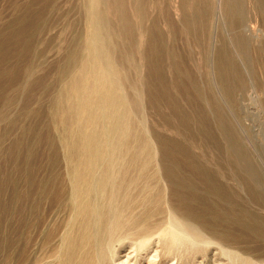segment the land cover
I'll use <instances>...</instances> for the list:
<instances>
[{"label": "rangeland", "instance_id": "374dc122", "mask_svg": "<svg viewBox=\"0 0 264 264\" xmlns=\"http://www.w3.org/2000/svg\"><path fill=\"white\" fill-rule=\"evenodd\" d=\"M107 261L264 264V0H0V264Z\"/></svg>", "mask_w": 264, "mask_h": 264}, {"label": "bare ground", "instance_id": "6f19581e", "mask_svg": "<svg viewBox=\"0 0 264 264\" xmlns=\"http://www.w3.org/2000/svg\"><path fill=\"white\" fill-rule=\"evenodd\" d=\"M92 38H93V37H92ZM93 46H94V45H93ZM94 49H95V48H94ZM103 51H104V50H103ZM98 52H99V51H98ZM89 55H91V54H89ZM102 58H104V57H102ZM88 64H89V63H88ZM94 66H95V65H94ZM98 66H99V65H98ZM81 67H82V66H81ZM89 67H90V66H89ZM90 70H91V69H90ZM93 70H94V69H93ZM93 70H92V71H93ZM108 72H109V71H108ZM102 74H103V73H102ZM99 75H100V74H99ZM104 76H105V75H104ZM104 76H103V77H104ZM96 77H97V76H96ZM101 77H102V76H101ZM94 78H95V76H94ZM98 78H100V77H98ZM105 78H107V77H105ZM97 80H98V79H96V81H97ZM99 80H100V79H99ZM93 81H94V80H93ZM107 81H108V80H107ZM95 83H96V82H95ZM108 83H109V82H108ZM103 85H104V84H101V87H102ZM91 86H92V85H91ZM94 86H97V84H96V85H95V84L93 85V89H94V91L96 92L97 88L95 89ZM98 86H100V84H99ZM107 86H108V85H107ZM116 86H117V85H116ZM116 86H115V87H116ZM104 88H105V87H104ZM89 89H90V91L93 90L92 87L89 88ZM98 90H99V87H98ZM103 90H106V89H103ZM103 90H102V88H101L99 92L101 93V91H103ZM107 90H108V89H107ZM114 90H115V89H114ZM81 91H82V90H81ZM102 93H103V92H102ZM109 93H110V92H109ZM118 94H119V93H118ZM99 95H100V94H99ZM106 96H107V95H106ZM119 96H120V95H119ZM109 97H110V96H109ZM109 97H108V99H110ZM85 98H87V97H84V99H85ZM95 99H97V98H95ZM100 99H101V97H100ZM100 99H98V100H100ZM116 99H118V98H116ZM120 99L122 100V98H120ZM91 100H92V99H91ZM101 100H102V102H103V100H104V102L106 101L105 99H101ZM109 101H110V103H111V100H109ZM117 101H118V100H117ZM81 102H82V101H81ZM91 102H92V101H91ZM102 102H101V103H102ZM112 102H113V101H112ZM86 103H87V102H86ZM110 103H109V104H110ZM106 105H107V103H106ZM122 105H123V104H122ZM109 106H110V105H109ZM118 107H120V106H118ZM98 108H99V106H98ZM98 108H97V109H98ZM105 108L108 109V107H105ZM97 109H96V111H97ZM113 110H114V108H113ZM108 111H109V110H108ZM98 112H99V111H97L96 113H98ZM106 112H107V111H106ZM106 112H105V113H106ZM101 113H102V112H101ZM110 113H111V112H110ZM99 114H100V112H99ZM100 115H101V114H100ZM107 115H108L107 117L110 118V115H109L108 113H107ZM112 115L114 116V114H112ZM96 117H97V116H96ZM96 117H95V118H96ZM120 119H121V117H120ZM120 119H119V120H120ZM114 120H115V119H114ZM95 121H96V120H95ZM110 125H111V124H110ZM107 127H108V126H107ZM115 127H116V126H115ZM105 129H106V127H105ZM118 129H119V128H118ZM118 129H116V130H118ZM101 131H102V130H101ZM103 132H104V131H103ZM115 132H116V131H115ZM91 133H92V132H91ZM98 134H99V133H98ZM99 135H100V134H99ZM112 135H113V134H112ZM110 136H111V135H110ZM125 138H126V137H125ZM92 139H93V138H92ZM94 140H95V139H93V141H94ZM102 141H103V139H102ZM96 142H97V141H96ZM93 144H94V146H95V143H94V142H93ZM93 144H92V145H93ZM100 144H101V143H100ZM100 144H99V145H100ZM108 145H109V144H108ZM95 147H96V146H95ZM104 147H105V146H104ZM102 148H103V146H102ZM145 148H146V147H145ZM94 149H95V148H94ZM103 149H104V148H103ZM105 149H106V148H105ZM92 150H93V149H92ZM95 151H96V149H95ZM95 151H94V152H95ZM97 151H98V150H97ZM97 151H96V152H97ZM96 154H97V153H95V156H96ZM94 165H96V164L93 163L92 167H93ZM88 166H89V165H88ZM92 167H91V168H92ZM91 168H90V166H89V169H91ZM94 168H95V167H94ZM93 174H94V173H93ZM107 177H109V176H106V178H105L106 180H105V181H107ZM95 178H96V177H95ZM91 180H92V179H91ZM95 180H96V179H95ZM100 181H101V179H100L98 182H100ZM95 183H96V181H95ZM90 185H91V183H90ZM92 188H94V187L91 186L90 191L92 190ZM90 191H89V192H90ZM90 193L92 194L93 192H90ZM98 193H99V192H98ZM98 193H97V194H98ZM102 193H103V192H102ZM93 194L95 195V193H93ZM111 198H112V197H111ZM95 199H96V198H95ZM98 199H99V197H98ZM91 200H93V199H89L88 201H91ZM101 200H102V199H101ZM109 200H111V199H108V201H109ZM88 203H89V202H88ZM110 203H111V202H109L108 204H110ZM95 204H96V203H95ZM100 204H101V203H100ZM112 204H113V202H112ZM117 204H118V203H117ZM86 205H87V204H86ZM91 205H92V204H91ZM106 206H107V205H106ZM112 206H113V205H112ZM88 207H91V206H90V203H89V205L87 206V208H88ZM92 207H93V206H92ZM92 207H91V208H92ZM114 207H117V206H114ZM114 207H113V209H114ZM91 208H90V209H91ZM106 208H107V207H106ZM108 208H109V207H108ZM111 209H112V207H111ZM113 209H112V210H113ZM87 210H88V209H87ZM91 210H92V209H91ZM93 210H95V209H93ZM99 210H100V209H99ZM108 210H109V209H108ZM109 211H110V210H109ZM116 211H117V210H116ZM93 212H94V211H93ZM100 212H101V211H100ZM107 212H108V211H107ZM110 212H111V214H112V211H110ZM89 213H90V211H89ZM113 213H114V212H113ZM115 213H116V212H115ZM117 213H119V212H117ZM97 214H98V213H97ZM102 214H103V213H102ZM99 215H100V214H99ZM109 215H110V214H109ZM112 216H113V215H112ZM114 216H116V215H114ZM117 217H118V215H117ZM95 218H96V217H95ZM114 218H115V217H114ZM92 219H93V218H92ZM118 219H119V218H117L116 220L119 221V222H120V220H122V219H119V220H118ZM86 220H87V219H86ZM88 220H89V219H88ZM88 220H87V221H88ZM97 221H98V220H97ZM119 222H118V223H119ZM87 223H89V221H88ZM87 223H85V224H86L85 226H87ZM94 223H95V221H94ZM113 223H114V221H113ZM89 224H90V223H89ZM115 224H116V223H115ZM127 224H128V223H127ZM127 224H126V225H127ZM171 224H172V223H171ZM96 225H97V224H96ZM96 225H95V226H96ZM112 225H113V224H112ZM117 225H120V224H117ZM121 225H122V224H121ZM121 225H120L119 227H121ZM88 226H89V225H88ZM108 226H109L108 229H107V227H106L105 229L109 230V228L111 227V225H108ZM114 226H115V225H114ZM114 226H112V229H113V228L117 229V228H116L117 226H115V227H114ZM172 226H173V225H172ZM178 226H179V225H178ZM89 227H92V225L89 226ZM122 227H124V225H123ZM96 228H97V227H96ZM91 229H92V228H91ZM97 229H98V228H97ZM80 230H81V229H80ZM94 230L96 231V229H94ZM98 230H99V229H98ZM118 230H119V229H117L116 231H118ZM88 231H90V230H89V229L87 230V228H86V237H87V238H88V237H91V236H88L89 234L87 235V232H88ZM92 231H93V230H92ZM111 231H112V230H111ZM114 231H115V230H114ZM99 232H101V231L99 230ZM105 232H106V231H105ZM112 232H113V231H112ZM84 233H85V232H84ZM107 233L109 234L110 232L108 231ZM92 234L95 236L94 233H92ZM96 234H97V233H96ZM98 234H101V233H98ZM112 234H114V233L109 234V236L112 235ZM124 234H125V233H124ZM90 235H91V234H90ZM115 235H116V233H115ZM115 235H113L112 238H116ZM125 235H126V234H125ZM130 235H131V234H130ZM96 236H97V235H96ZM106 236H107V235H106ZM121 236H122V235H121ZM121 236H120V237H121ZM126 236H127V237H124V238H128V237H129L128 235H126ZM101 237H102V236H101ZM110 237H111V236H110ZM118 237H119V235H118ZM118 237H117V238H118ZM112 238H111V240H112ZM117 238H116V240H117ZM121 238H122V237H121ZM121 238H118V239H121ZM129 238H131V237H129ZM91 239H92V238H91ZM104 239H105V241H106V238H104ZM132 239H134L133 236H132ZM96 240H97V238L94 239V241H96ZM102 240H103V239H102ZM100 241H101V240H100ZM109 241H110V240L108 239V242H109ZM90 242H91V240H90ZM97 242H99V241H97ZM97 242H95V243L93 242V243H94V244H97ZM108 242H107V243H108ZM107 243H105V244H107ZM87 244H88V243H87ZM89 244H91V243H89ZM111 244H112V242H111ZM97 245H99V244H97ZM101 245H102V242L100 243V246H101ZM107 245L111 247V245H109V243H108ZM103 247H104V243H103ZM112 247H113V246H112ZM98 248H99V246H98ZM98 248H97V251H96L95 253H97V252L100 251V249H99V251H98ZM100 248H101V247H100ZM104 248H105V247H104ZM109 249H110V248L108 247V250H109ZM93 250H94V249H93ZM110 250H111V249H110ZM110 250H109V251H110ZM101 251H104V249L101 248ZM101 251H100V252H101ZM109 251H108V252H109ZM100 252H99V253H100ZM105 253H107V251H105ZM97 254H98V253H97ZM100 254H101V253H100ZM100 254H99V255H100ZM102 255H103V253H102ZM100 256H101V255H100ZM96 257H97V255H96ZM98 257H99V256H98ZM104 257H105V256H104ZM106 257H107V254H106ZM89 259H90V258H89ZM97 259H98V258H97ZM100 259H102V258H99V259H98V260L100 261V263H101V260H100ZM93 260H94V259H93ZM87 261H88V260H87ZM95 261H96V260H95ZM105 261H106V260H105ZM91 262H92V261H91ZM96 262H97V261H96ZM107 262H108V261H107ZM77 263H78V262H77ZM86 263H87V262H86ZM97 263H98V262H97ZM102 263H103V262H102ZM104 263H106V262H104ZM108 263H110V262H108ZM108 263H107V264H108ZM111 263H113V261H112ZM111 263H110V264H111ZM82 264H83V263H82ZM91 264H94V263H91Z\"/></svg>", "mask_w": 264, "mask_h": 264}]
</instances>
